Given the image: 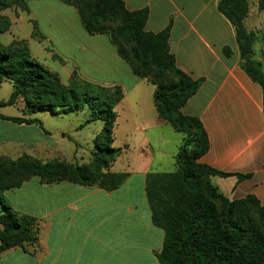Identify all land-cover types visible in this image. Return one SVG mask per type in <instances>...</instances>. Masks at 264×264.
Segmentation results:
<instances>
[{"label":"crops","instance_id":"0c3cea01","mask_svg":"<svg viewBox=\"0 0 264 264\" xmlns=\"http://www.w3.org/2000/svg\"><path fill=\"white\" fill-rule=\"evenodd\" d=\"M124 2L131 12L148 10L147 32L157 34L170 26L169 48L177 67L193 80H203L181 113L198 118L207 134L209 150L198 162L232 175L212 176L211 183L230 201L253 196L264 207L263 91L240 67L236 31L219 12V0ZM6 15L12 26L0 35V42L6 47L24 43L31 56L46 69L49 66L63 83H69L76 72L79 79L122 87L124 98L116 110L119 126L126 130L117 147L122 148L121 156L111 171L127 173L128 178L111 192L68 181L49 185L39 178L7 191L6 200L22 215L32 212L21 209L20 201L48 209L41 214L43 234L38 242L9 249L0 259L10 262L22 255L28 258L26 264H161L158 255L165 233L152 222L146 179L150 173L176 171L184 136L159 116L156 87L134 75L107 35L87 33L72 6L59 0L28 1V11L13 7V13ZM34 23L44 39L33 37ZM245 26L261 34L256 51L264 54V10L259 9L258 0L250 1ZM225 47L231 49L230 57L224 55ZM8 107H1L0 113L13 118ZM38 116L42 124L49 117H60ZM32 126L40 125L0 119V158L31 154V145L37 144L36 155L52 153L66 159L67 153L61 150L66 135L60 141L48 142L47 134L31 141ZM15 191L19 192L14 198L8 196Z\"/></svg>","mask_w":264,"mask_h":264},{"label":"trees","instance_id":"16d2710c","mask_svg":"<svg viewBox=\"0 0 264 264\" xmlns=\"http://www.w3.org/2000/svg\"><path fill=\"white\" fill-rule=\"evenodd\" d=\"M28 1L40 0H0V35L12 26L5 11L13 7L28 11ZM59 1L78 10L87 33L107 35L134 75L156 87L154 102L159 116L184 136L176 156V171L150 173L146 179L152 222L165 233L158 255L160 263L264 264V207L253 196L230 201L211 183V177L232 175L198 162L208 152L209 140L201 121L184 116L181 109L198 92L203 80H193L177 67L169 48L170 26L157 34L147 32L148 10L131 12L124 0H95L86 9L77 0ZM250 1L219 0L218 10L235 28L241 69L261 86L264 98V54L256 51L262 36L245 26ZM258 6L264 10V0H258ZM105 16L111 22L121 19L122 26L111 33L101 27ZM38 35L34 23L33 37L44 39ZM223 53L226 57L232 55L229 47ZM54 58L60 59L56 55ZM3 82H10L13 91L8 101L0 102V108L24 99L29 116L39 113L61 116L87 110L85 124L103 122V129L97 137L101 142L92 152L91 168L60 160L47 163L31 160L24 164L28 157L23 155L17 162H10L14 168L0 171V256L9 249H24L38 242L36 220L10 207L5 198L7 191L37 177L49 185L68 181L111 192L128 178L127 173L111 171L122 151L113 147L116 107L124 98L122 87L79 79L76 72L66 86L58 74L31 56L24 43L6 47L0 42V84ZM0 119L20 125H41L37 118H11L0 113ZM8 162L0 158V166Z\"/></svg>","mask_w":264,"mask_h":264},{"label":"rangeland","instance_id":"374dc122","mask_svg":"<svg viewBox=\"0 0 264 264\" xmlns=\"http://www.w3.org/2000/svg\"><path fill=\"white\" fill-rule=\"evenodd\" d=\"M77 2L84 9H86V8H90L95 3V0H77ZM9 11L10 12L12 11V13H13V8L6 10L5 14L9 13ZM121 26H122V20L121 19H118L114 22H111L108 20V16H105V20L101 23V27L108 29L111 33H115V31L118 30ZM50 31H51V33H54L53 29H51ZM7 37H8V35H6V37L3 38V41H5V39H7ZM47 46L49 48H52V46H50L49 44ZM124 46L127 47L126 45H124ZM47 69L50 70L51 68L49 66H47ZM61 82L63 83L62 80H61ZM63 84L68 86L70 84V82L69 83H63ZM12 90H13V88H12V84L10 82H4L3 84H1L0 85V102L8 101V99L11 96ZM7 110L10 114H13L14 117H17V118H37L41 122L40 126H32L31 131H30V127H29L28 133H29V138L31 141H35L37 138H39L45 134H47L50 138L49 140L47 139L48 142H50V141L53 142V141H57V140L60 141L61 138L63 137V135H66V139H65V141L61 147V150L65 151L67 153L66 159H61L60 157L58 158L57 155H53L52 153L49 155H45V154L39 155L38 154L39 155L38 156L36 154L39 152V147L37 146V144H35L33 146L31 145V150H30L31 154H23V155L28 157L26 160L23 161L24 164L29 163L31 160H38L42 163L52 162L54 160H60V161H64L66 163L81 166L84 168H91L92 167V159H93L92 158V152L95 150L96 144L101 142L100 139H97V137L102 132L103 123L102 122H96V123H92L90 125H86L85 122H86L87 117H88V111L87 110L80 112L78 114H72V115H68V116L49 117L48 119L43 121V124H42V121L39 119L41 117L38 116V114L29 116V114L26 112V104H25L24 99H19L15 105L9 106L7 108ZM116 112H117V110H116ZM117 116H118V114H117ZM119 125H120V121L117 117L116 125L114 127V145H113V147H115V148L120 146L122 138H123L122 136L124 134V131L126 130V128L124 129L122 126H119ZM41 127H43L44 129ZM99 128H100V130H98V132H96L97 129H99ZM26 129H25V131H26ZM24 139L28 140V136L26 133H24ZM121 150H122V148H121ZM121 153H122V151H121ZM23 155H20L19 157L15 156L13 158L12 157H2V158H6L9 162L1 165L0 171H2L3 168L6 170L11 169L13 166H12V163H10V162H12V161L17 162L18 159ZM41 156H43L44 158H42ZM118 158L116 159V161L118 160ZM121 163H122L121 161H120V163H117L115 169H119L121 166ZM113 164L111 166V169L113 167ZM34 178H37V177H34ZM16 192H19V191H15L14 193H8V196H11L14 198L13 194H15ZM6 202L10 207H12L11 204L9 203V201L6 200ZM17 204L19 205V207L21 209H29L32 212L31 215H27V216L33 217L36 220L37 227H38V237L40 235L42 236V234H43L42 233L43 232V220L41 218V214H43L48 209L47 206H38V205L35 206L32 203H24L21 201L18 202ZM0 210H1V206H0ZM252 215H253V217H255L254 213ZM0 229H1V227H0ZM27 260H28L27 257L22 256V255H18V256H16V258L14 260H12L10 262H5L4 260L0 259V264H26Z\"/></svg>","mask_w":264,"mask_h":264}]
</instances>
